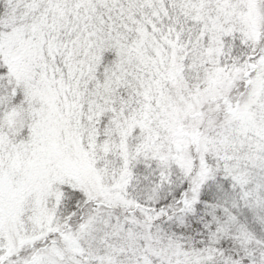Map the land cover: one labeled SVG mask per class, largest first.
Returning <instances> with one entry per match:
<instances>
[{
  "label": "snow or ice",
  "instance_id": "1",
  "mask_svg": "<svg viewBox=\"0 0 264 264\" xmlns=\"http://www.w3.org/2000/svg\"><path fill=\"white\" fill-rule=\"evenodd\" d=\"M0 264H264V0H0Z\"/></svg>",
  "mask_w": 264,
  "mask_h": 264
}]
</instances>
